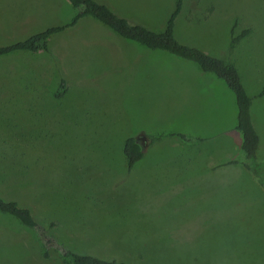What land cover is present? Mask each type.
I'll list each match as a JSON object with an SVG mask.
<instances>
[{"label": "rangeland", "instance_id": "obj_1", "mask_svg": "<svg viewBox=\"0 0 264 264\" xmlns=\"http://www.w3.org/2000/svg\"><path fill=\"white\" fill-rule=\"evenodd\" d=\"M102 1L154 31L174 7V0ZM72 13L67 0H0V45ZM244 29L228 54L230 34ZM174 35L232 59L251 97L262 160L264 0H183ZM59 78L67 86L56 98ZM234 123V97L222 80L84 18L51 35L46 52L0 56V195L38 221L55 220L51 233L77 251L133 264L137 254L138 264H264V190L239 164L223 165L238 154ZM179 133L198 140L183 142ZM132 135L144 153L127 170L120 146ZM0 264L58 263L42 259L32 232L0 214Z\"/></svg>", "mask_w": 264, "mask_h": 264}, {"label": "trees", "instance_id": "obj_2", "mask_svg": "<svg viewBox=\"0 0 264 264\" xmlns=\"http://www.w3.org/2000/svg\"><path fill=\"white\" fill-rule=\"evenodd\" d=\"M67 2L73 10L67 22L45 26L26 37L0 45V56L14 52H46L48 50V38L51 35L73 27L81 19L91 18L109 28L121 39L138 44L149 50L164 51L170 55L195 63L202 72L211 73L222 80L234 97L235 123L233 129L240 134L238 154L235 158L225 161L223 165L239 164L250 173L253 181L264 190V158L258 160L256 157L258 136L250 119L251 97L248 96L242 86L236 67L229 55L226 58L214 57L197 47L177 40L174 35V21L181 9L183 0H174V7L168 15L163 28L159 31H154L143 24L129 21L127 18L112 11L102 0H67ZM233 27L234 24L230 28L231 34ZM246 33L247 30H242L238 36L230 34L227 47L228 54L237 40ZM66 86L64 78H59L53 92L54 97L59 98L66 91ZM177 136L186 143L198 140L180 133ZM146 137L150 142L157 139L156 136L151 135ZM120 151L127 170H131L144 153L142 142L133 135L123 139ZM1 170L0 175L2 176L5 171ZM20 173L19 170L16 171L15 176L19 177ZM0 185H2L1 182ZM8 188L17 193L23 192V189L12 186H8ZM0 214L15 219L23 228L32 232L42 259L48 260L52 256L58 264H133L114 256H99L75 250L51 233L50 229L56 226L55 220L44 216L41 221H38L31 209L16 199L0 195ZM137 258L142 259L143 256L137 254ZM139 261H136V264Z\"/></svg>", "mask_w": 264, "mask_h": 264}, {"label": "crops", "instance_id": "obj_3", "mask_svg": "<svg viewBox=\"0 0 264 264\" xmlns=\"http://www.w3.org/2000/svg\"><path fill=\"white\" fill-rule=\"evenodd\" d=\"M244 30H247V33L250 31L249 29H244ZM242 38V37H241ZM240 38V39H241ZM221 56L223 57V56H225L223 53H221ZM234 57V59L236 60V57L235 56H233ZM223 58H225V57H223ZM235 62V61H234ZM236 62H237V60H236ZM237 64V63H236ZM238 65V64H237ZM255 96H260V93L258 92V93H256V95Z\"/></svg>", "mask_w": 264, "mask_h": 264}, {"label": "flooded vegetation", "instance_id": "obj_4", "mask_svg": "<svg viewBox=\"0 0 264 264\" xmlns=\"http://www.w3.org/2000/svg\"><path fill=\"white\" fill-rule=\"evenodd\" d=\"M141 141V140H140Z\"/></svg>", "mask_w": 264, "mask_h": 264}]
</instances>
